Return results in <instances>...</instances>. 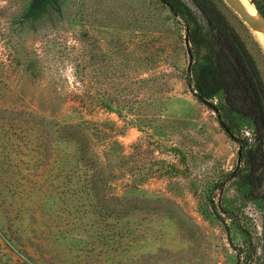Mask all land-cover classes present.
I'll return each instance as SVG.
<instances>
[{
	"label": "rangeland",
	"instance_id": "obj_1",
	"mask_svg": "<svg viewBox=\"0 0 264 264\" xmlns=\"http://www.w3.org/2000/svg\"><path fill=\"white\" fill-rule=\"evenodd\" d=\"M30 1L0 0L1 264H264L253 132L195 94V52L188 70L196 0L192 25L163 0H58L21 24ZM207 1L264 84V39Z\"/></svg>",
	"mask_w": 264,
	"mask_h": 264
},
{
	"label": "trees",
	"instance_id": "obj_2",
	"mask_svg": "<svg viewBox=\"0 0 264 264\" xmlns=\"http://www.w3.org/2000/svg\"><path fill=\"white\" fill-rule=\"evenodd\" d=\"M166 1L175 16L185 19L188 25L193 24L192 12L187 5L180 0ZM251 1L264 14V0ZM55 2L58 0H31L19 22L24 24L34 20ZM196 2L205 20L203 25L197 23L187 27L194 45L192 51L198 55L193 68L195 94L207 99L218 98L220 113L231 129L240 124L251 128L255 142L249 145L246 141L245 144L248 171L243 185L249 193L260 178L257 171L264 169V84L253 56L226 17L207 0ZM221 208L229 218H234L232 209L223 205ZM238 227L246 232L240 225Z\"/></svg>",
	"mask_w": 264,
	"mask_h": 264
},
{
	"label": "water",
	"instance_id": "obj_3",
	"mask_svg": "<svg viewBox=\"0 0 264 264\" xmlns=\"http://www.w3.org/2000/svg\"><path fill=\"white\" fill-rule=\"evenodd\" d=\"M167 5L170 6V4L166 1L163 0ZM228 5L235 10L240 17L250 26V28L254 31L256 35L264 39V14L261 12L259 7L255 5L252 1L250 2L251 5L243 2L242 0H225ZM172 8V6H170ZM251 12V13H250ZM187 32H189V28H187ZM186 46H187V51L189 55V67L188 70L191 71L193 61H194V55L192 48L190 46V39L189 35L187 34L185 38ZM199 99L207 106L211 107L216 113L217 117L219 120V123L221 126L225 129V131L233 138L237 139L231 128L227 125V123L224 121L222 114L220 113L219 107L212 102L210 99L203 98L202 96H198ZM242 149L239 150V160L238 163L241 162V157H242Z\"/></svg>",
	"mask_w": 264,
	"mask_h": 264
},
{
	"label": "bare ground",
	"instance_id": "obj_4",
	"mask_svg": "<svg viewBox=\"0 0 264 264\" xmlns=\"http://www.w3.org/2000/svg\"><path fill=\"white\" fill-rule=\"evenodd\" d=\"M242 1L245 2V3H247V4H249V5H251V3H250L251 1L250 0H242Z\"/></svg>",
	"mask_w": 264,
	"mask_h": 264
}]
</instances>
